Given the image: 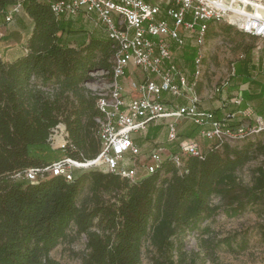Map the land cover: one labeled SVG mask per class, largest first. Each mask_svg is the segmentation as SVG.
Segmentation results:
<instances>
[{
  "label": "trees",
  "instance_id": "trees-1",
  "mask_svg": "<svg viewBox=\"0 0 264 264\" xmlns=\"http://www.w3.org/2000/svg\"><path fill=\"white\" fill-rule=\"evenodd\" d=\"M18 1L21 10L7 22V13ZM13 21L24 38L7 50L8 58L0 49V264H60L50 253L71 226L86 238L81 264H142L146 243L152 248L149 264H201L206 258L221 264L217 248L235 251L236 235L216 239L202 223L220 207L237 216L264 202V162L251 170L249 183L237 175L256 156L264 157V129L256 134L261 137L238 140L242 145L204 139L201 157H186L181 168L166 158L133 182L93 166L72 171L68 181L46 174L31 182L22 178L28 169L61 159L86 162L99 154L96 118L102 114L97 96L84 84L91 73L109 78L113 42L102 25L81 16L57 17L43 0H0V29ZM195 52L192 38L186 37L181 53L192 73L190 56ZM233 70L237 73L226 82L235 79L242 91L224 97L227 91L216 87L212 101L219 105L210 109L216 118L244 110L251 100H264V46L257 56L248 47ZM183 120L192 132L182 134L176 127L177 140L163 145L171 153L178 151L181 140L196 137L199 131L192 121ZM244 121L236 115L230 125ZM59 124L64 125L66 138L54 148L50 135ZM161 130L162 125H149L133 141L142 147ZM84 190L87 195L79 201ZM216 197L219 205L211 203ZM191 233L200 237L198 249L188 252L184 241ZM243 248L244 243L238 246Z\"/></svg>",
  "mask_w": 264,
  "mask_h": 264
},
{
  "label": "built area",
  "instance_id": "built-area-1",
  "mask_svg": "<svg viewBox=\"0 0 264 264\" xmlns=\"http://www.w3.org/2000/svg\"><path fill=\"white\" fill-rule=\"evenodd\" d=\"M43 1L57 17L81 16L102 25L113 42V56L108 82L102 92L95 94L102 114L101 118H96L101 145L97 157L84 163L61 159L43 168L28 169L22 178L37 182L49 174L62 175L68 181L72 179L71 165L86 164L84 167L102 165L105 170L133 182L153 172L166 158L181 168L186 157H201V139L241 140L264 129V113L248 106L236 114L216 118L210 109L200 106V100L192 91L202 72L201 45L210 25L225 23L242 34L264 39V16L257 11L264 9V0ZM235 1L241 2V7ZM21 5L18 1L11 7L7 22L21 10ZM246 5L254 6L255 11L245 10ZM186 37L192 38L196 47L195 54L190 56L195 67L192 74L173 59V46L181 49ZM129 67L141 70L145 76L140 82L132 83L136 95L127 98L122 92L121 79ZM179 99L184 103L178 104ZM235 102L239 99L235 98ZM236 115L244 117L245 121L231 126ZM167 118L172 119L167 123L168 143L177 140L176 124L180 119H189L197 125V136L181 140L176 153H171L168 147H157L142 155L133 141L134 135L145 133L150 124ZM141 157L146 162V171L137 176L136 164Z\"/></svg>",
  "mask_w": 264,
  "mask_h": 264
},
{
  "label": "rangeland",
  "instance_id": "rangeland-1",
  "mask_svg": "<svg viewBox=\"0 0 264 264\" xmlns=\"http://www.w3.org/2000/svg\"><path fill=\"white\" fill-rule=\"evenodd\" d=\"M228 26L225 23L212 25L201 45L202 72L199 77L200 87H198V93L201 95L203 103L213 100L216 87L219 85L227 91L223 93L224 97H226L227 93L237 94L242 91L243 87L241 88L240 85H237L235 79L229 81L228 84L226 81L229 76L237 73L233 70V67L235 65L238 67L248 47H250L252 55L257 56V52L263 45L260 39L242 34L234 27ZM0 30V49L3 51L2 55L8 58L10 54L7 50L14 44H22L23 34L17 30L16 21L1 27ZM90 75L91 78L84 84V88L91 90L94 94L102 92L101 89L105 87L108 79L100 73H91ZM249 105L253 110L264 113V100L259 102L251 100ZM257 137L261 136L256 135L255 138ZM65 138L64 125L59 124L50 135L52 147L62 146ZM224 142L230 145H242L244 143L238 140H224ZM142 155H146V153ZM163 156L165 157L166 153H163ZM58 158L61 159L62 156L58 155ZM263 162L264 157L261 155L256 156V158L237 171L239 179L243 183H249L251 170ZM145 164L146 162L143 158L136 164L137 176L145 174ZM88 167L71 165V170L81 171L88 169ZM93 167L104 169L102 165ZM86 195L87 191L84 190L79 197V201H82ZM103 197L107 199L109 195H103ZM211 203L213 205L220 204L217 197L213 198ZM204 225L210 228V232L216 239L228 235H236L235 243L232 244L234 249H236L235 251H230L222 245L217 248V260L221 264H264V202L249 206L237 216L227 214L223 207H220L213 217L202 223V226ZM199 237L198 233H191L186 236L184 242L185 249L188 252L198 249ZM243 243L245 248L238 249V246ZM151 249L148 243L143 247L142 264L150 263ZM86 253V238L84 234H77L75 227L71 226L67 231V237L51 251L50 256L60 264H81L82 258ZM201 264L213 263L206 258Z\"/></svg>",
  "mask_w": 264,
  "mask_h": 264
},
{
  "label": "crops",
  "instance_id": "crops-1",
  "mask_svg": "<svg viewBox=\"0 0 264 264\" xmlns=\"http://www.w3.org/2000/svg\"><path fill=\"white\" fill-rule=\"evenodd\" d=\"M17 30H19L23 34L22 36L24 38V32L22 30H20L19 27H17ZM187 38H189V37H187ZM260 40L263 43V45H262V47H263L264 46V39H260ZM15 46H17V44L12 45L11 47H15ZM173 47H175V46H173ZM262 47H260V48H262ZM173 50H174V57H173L174 61L181 68H183L188 74H192V72L189 70V68L183 63V61L186 59V55L185 54H182L181 53V49H178L177 50L176 47ZM190 60L192 61L191 58H190ZM144 76L145 75H144V73L141 70H139L137 68H134V67H129V69L127 70L125 76L121 79L122 92H123V94L126 95L127 98L130 97V96H135L136 95V93L132 89V83L133 82L134 83L140 82L144 78ZM189 80L190 81L192 80V76L189 77ZM198 87H200L199 79L196 81V83L192 87V91L196 94V96L200 100V106L202 108H204V109H211V108H215V107H217L219 105V102L216 101V100L210 101V102H207V103H203L202 100H201L202 99L201 98V95L198 93ZM241 88H242V86H241ZM180 101H182L184 103L183 100H180ZM205 105H207L209 107H206ZM171 120L172 119L167 118L165 120H160V121H157L156 123L150 124V125H162L163 130H161L159 132V134L154 139H151V140L147 141L146 143H144L142 145V147H140L142 154L143 153L148 154L153 149H155L157 147H163V145H165V143L167 142V139H166V131L165 130L167 128V123L170 122ZM176 127L179 129V131L182 134H189V133L192 132V126L190 125V123L188 121H186V120H183V119H180L177 122ZM134 136H136V135H134ZM189 138H193V137H189ZM203 140L204 139H201L200 140V144H201V141H203ZM141 158H143V157H141ZM129 167H130V165H129Z\"/></svg>",
  "mask_w": 264,
  "mask_h": 264
},
{
  "label": "water",
  "instance_id": "water-1",
  "mask_svg": "<svg viewBox=\"0 0 264 264\" xmlns=\"http://www.w3.org/2000/svg\"><path fill=\"white\" fill-rule=\"evenodd\" d=\"M235 4L238 5V6H240V7H241V5H242L241 2H239V1H235ZM245 10L250 11V12H254V11H255V7L252 6V5H246V6H245ZM257 11H258L262 16H264V9H257Z\"/></svg>",
  "mask_w": 264,
  "mask_h": 264
},
{
  "label": "bare ground",
  "instance_id": "bare-ground-1",
  "mask_svg": "<svg viewBox=\"0 0 264 264\" xmlns=\"http://www.w3.org/2000/svg\"><path fill=\"white\" fill-rule=\"evenodd\" d=\"M259 14H260V13H259ZM78 166H83V165H79V164H78Z\"/></svg>",
  "mask_w": 264,
  "mask_h": 264
}]
</instances>
